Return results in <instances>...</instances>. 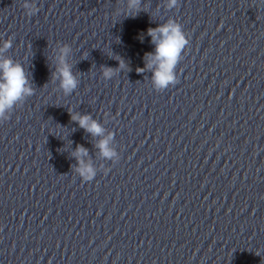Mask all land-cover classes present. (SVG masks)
<instances>
[{"label": "clouds", "instance_id": "9594fccd", "mask_svg": "<svg viewBox=\"0 0 264 264\" xmlns=\"http://www.w3.org/2000/svg\"><path fill=\"white\" fill-rule=\"evenodd\" d=\"M260 4L264 5V0H260ZM139 5L140 0H129V7L134 9V12L129 13V15L138 14L142 10ZM178 6L179 0H167L166 7L169 10L178 8ZM22 7L28 16L39 11L36 5L29 0H24ZM147 34L155 45V52L146 53L145 65L143 68H138L137 72L142 74L146 69L151 71L153 89L157 92H163L179 82L176 68L190 43L189 36L184 31L183 25L174 18H169L165 23L155 28H149ZM11 47L12 40L10 38L0 43V123L9 120L14 108L23 104L35 93L24 66L10 57L2 56ZM70 50L66 44L60 47L59 63L56 72L53 73L54 79L59 80V88L65 96L71 95L80 83L66 59ZM118 63L119 66L116 69L103 68L102 76L105 80L111 79L117 72L126 68L122 59ZM70 115L72 121L93 136L101 135L104 132L101 125L93 120L90 114L82 115L70 111ZM112 139L113 134H109L107 138L102 139L96 145L101 150V154L109 159L117 155L115 150L109 146ZM86 155L87 149L77 145L73 152V156L77 158L76 171L81 176L82 181L91 182L95 178L96 172L91 165L85 164L81 159V156Z\"/></svg>", "mask_w": 264, "mask_h": 264}]
</instances>
